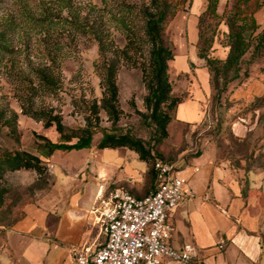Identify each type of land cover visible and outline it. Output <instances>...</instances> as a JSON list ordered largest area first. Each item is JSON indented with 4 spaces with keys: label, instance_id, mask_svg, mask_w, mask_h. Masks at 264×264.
<instances>
[{
    "label": "rangeland",
    "instance_id": "rangeland-1",
    "mask_svg": "<svg viewBox=\"0 0 264 264\" xmlns=\"http://www.w3.org/2000/svg\"><path fill=\"white\" fill-rule=\"evenodd\" d=\"M107 0H68L69 8H61L54 0H0V30L3 32V43L8 51L0 58V150L20 149L38 154L35 134L43 135L52 141L58 140V133L53 127H44L38 121L22 113L24 103L33 109H42L59 114L62 122L69 128L95 126L90 148L54 152L48 159L47 171L39 175L34 170L20 169L7 171L0 179V187L5 190L4 203L0 207L5 223L11 219V212H22L26 205L38 206L51 194L63 173L69 174L68 167L77 165L85 158L92 164L107 162L121 164L125 160L123 147L99 149L96 143L104 131L111 130L110 119L100 107L103 97L101 79L103 72L97 43L90 34H79L68 26L55 25L47 31L38 21L44 16L65 20L76 16L84 21L91 20L105 13V25L115 44L122 48L126 43L125 27L107 12ZM126 3L141 4L146 0H123ZM258 17L259 27L256 33L264 29V0ZM227 0H218L217 13L222 15ZM205 0H186L182 9L165 26V39L171 44L175 56L189 47L196 36V56L198 42V17L205 8ZM108 13V14H107ZM226 28L221 22L209 55L224 59L227 47L224 46ZM146 49L131 54V62H120L116 74L118 87L119 119L114 130L118 133L130 132L136 137L148 139L152 131L142 122L139 112H146L143 98L147 93L145 75ZM173 60L168 62V77L172 86V95L181 100L189 97V87L197 79L202 81V70L207 72L203 59L192 56L193 62L187 64L190 73L179 71ZM248 58V55L245 56ZM136 60L134 65L132 62ZM47 68L53 74L55 86L52 89H41L35 70ZM196 70V73L193 71ZM208 74V73H207ZM209 77V74H208ZM236 82L228 84L226 92L218 104L212 100L213 90L201 97L203 120L197 124L200 135H179L176 128H171V138L164 142L166 146L177 144L178 147L191 149L195 155L202 148L206 139H213L221 157L243 162L241 173L246 188L253 189L255 208L264 209V104L252 107L250 102L258 95L238 100L229 99L236 90L258 93L264 90V57L250 65L249 77L238 87ZM234 88L232 91H230ZM258 91V92H257ZM261 96V95H260ZM15 117H13L14 115ZM9 118L14 119L15 141L10 136L5 124ZM239 121L244 135L236 137L231 129L232 122ZM163 158L173 160L163 154ZM244 172V173H243ZM252 185V187H251ZM125 188V187H124ZM114 189L108 187L105 192ZM126 189V188H125Z\"/></svg>",
    "mask_w": 264,
    "mask_h": 264
},
{
    "label": "crops",
    "instance_id": "crops-1",
    "mask_svg": "<svg viewBox=\"0 0 264 264\" xmlns=\"http://www.w3.org/2000/svg\"><path fill=\"white\" fill-rule=\"evenodd\" d=\"M259 13L255 14L258 24ZM195 44L196 36L193 44L190 42L175 56L179 71L192 73L187 62L197 57ZM202 71L201 83L198 79L193 82L189 97L176 107L167 127V142L171 128L186 136L204 131L197 125L204 118L200 101L210 88L208 74ZM263 92L236 90L229 99L260 96ZM231 129L236 137L245 133L239 121H233ZM123 148L126 157L121 164H92L86 158L71 164L69 174L58 178L55 190L38 206L28 204L22 212H11L8 223L0 221V264H74L71 248L99 247L104 237L96 210L97 192H105L108 187L126 188L135 197H143L155 186L148 163ZM158 151L161 157H172L163 159L174 162L186 178L183 199L168 215L173 229L170 243L175 248L194 246L211 264H264V209L252 203L253 189L246 188L242 179L243 162L221 157L211 138L206 139L198 155L189 154L191 149L177 144H163ZM0 217H4L2 212ZM161 264L180 263L165 258Z\"/></svg>",
    "mask_w": 264,
    "mask_h": 264
},
{
    "label": "trees",
    "instance_id": "trees-1",
    "mask_svg": "<svg viewBox=\"0 0 264 264\" xmlns=\"http://www.w3.org/2000/svg\"><path fill=\"white\" fill-rule=\"evenodd\" d=\"M61 8H69L68 0H54ZM186 0H146L141 4L126 3L123 0H107V12L121 22L125 27L126 43L118 47L110 36V30L105 25V13L95 16L91 20L82 21L74 16L71 19L44 16L38 21L46 31L55 25L68 26L74 33L90 34L97 43L98 53L101 58L100 65L103 72L101 86L103 97L100 107L110 119L111 130L116 127L119 119L118 87L116 74L120 62H131V54L146 49L147 60L145 87L147 93L143 98L146 112H139L142 122L152 128L148 139L136 137L130 132L104 131L96 143L99 149L125 147L134 151L141 161L149 165V175L155 179L154 161L163 159L159 148L168 138L167 127L175 117L178 103L182 100L172 95V86L168 77V62L174 59V50L165 39V26L182 9ZM205 8L198 17V42L197 57L203 59L209 84L213 90L212 100L218 104L226 92L228 84L236 82L240 86L248 77L250 65L257 59L264 57V29L256 33L259 25L255 14L263 5L262 0H227L222 15L217 13L218 0H205ZM107 13V14H108ZM223 23L224 46L227 54L224 59L209 55L216 30ZM3 32L0 30V58L1 54L8 51V46L3 43ZM248 55V58L245 56ZM136 64V60L132 62ZM35 75L39 79L40 88L52 89L55 79L47 68L38 67ZM232 88L230 91H232ZM264 104V92L261 96L253 98L252 107ZM22 113L35 120L42 121L44 127H53L58 133V140L35 134L36 149L38 154H33L20 149L0 150V179L7 171L20 169L34 170L39 175L47 171L45 162L55 151H71L90 148L95 126L87 124L76 129L67 127L59 114L42 109H33L24 103ZM14 115V114H13ZM15 117V115L13 116ZM9 127L10 136H15L14 119L5 122ZM15 141H19L14 137ZM197 152L195 155H198ZM5 190L0 187V207L4 203Z\"/></svg>",
    "mask_w": 264,
    "mask_h": 264
},
{
    "label": "built area",
    "instance_id": "built-area-1",
    "mask_svg": "<svg viewBox=\"0 0 264 264\" xmlns=\"http://www.w3.org/2000/svg\"><path fill=\"white\" fill-rule=\"evenodd\" d=\"M153 167L155 186L143 197L122 188L97 192L104 241L95 250L71 248L74 264H161L165 258L180 264H211L194 246L175 248L170 243L168 215L183 199L186 178L166 159L157 158Z\"/></svg>",
    "mask_w": 264,
    "mask_h": 264
}]
</instances>
